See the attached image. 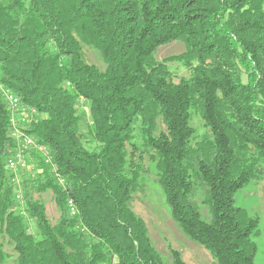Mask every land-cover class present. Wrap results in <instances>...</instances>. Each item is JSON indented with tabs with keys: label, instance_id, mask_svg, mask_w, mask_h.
Segmentation results:
<instances>
[{
	"label": "trees",
	"instance_id": "trees-1",
	"mask_svg": "<svg viewBox=\"0 0 264 264\" xmlns=\"http://www.w3.org/2000/svg\"><path fill=\"white\" fill-rule=\"evenodd\" d=\"M173 42L184 50L157 59ZM0 82L38 111L26 131L53 164L8 167L0 92V231L16 264H186L133 208L152 167L215 264H257L259 218L235 195L264 179V0H0Z\"/></svg>",
	"mask_w": 264,
	"mask_h": 264
},
{
	"label": "rangeland",
	"instance_id": "rangeland-1",
	"mask_svg": "<svg viewBox=\"0 0 264 264\" xmlns=\"http://www.w3.org/2000/svg\"><path fill=\"white\" fill-rule=\"evenodd\" d=\"M184 50V45L180 42L168 43L161 46L156 54L157 59L180 53ZM93 59L94 55L91 54ZM171 68L177 73L187 75L188 71L180 64H171ZM195 123H198L195 120ZM30 162L31 159H27ZM32 163V162H31ZM30 165L26 161L24 169H29ZM156 171L151 168L150 182L145 191L140 192L133 202V208L146 222L150 238L155 248L161 253L166 261H170L172 251L181 253L186 264H215L212 255L207 249L198 243L190 240L180 227L173 220L170 209L165 202L161 188L154 182ZM264 179L259 182H252L235 195V205L243 207L248 212L259 218L260 233L254 237L258 251L255 257L257 264H264ZM50 217H57V210L53 196L50 192L42 195ZM34 226L32 225V230ZM0 244L8 254L6 261L2 264H16L17 257L13 248L7 242L5 234L0 231Z\"/></svg>",
	"mask_w": 264,
	"mask_h": 264
},
{
	"label": "built area",
	"instance_id": "built-area-1",
	"mask_svg": "<svg viewBox=\"0 0 264 264\" xmlns=\"http://www.w3.org/2000/svg\"><path fill=\"white\" fill-rule=\"evenodd\" d=\"M0 92L2 93L5 102L10 110V136L16 143L14 154L8 159V167L17 172L23 169L27 159L33 160L39 158L46 165H53L49 149L47 146L40 144L37 140L26 131L27 125L35 119L39 113L35 108L25 106L20 99L15 97V94H10L9 89L4 87L0 82ZM37 153V156H35ZM34 165H31V169ZM55 170V168H54ZM61 184H65L64 179L58 178ZM19 202L22 201V195L19 193L16 196ZM70 213L76 216L79 212L74 199L68 200Z\"/></svg>",
	"mask_w": 264,
	"mask_h": 264
},
{
	"label": "bare ground",
	"instance_id": "bare-ground-1",
	"mask_svg": "<svg viewBox=\"0 0 264 264\" xmlns=\"http://www.w3.org/2000/svg\"><path fill=\"white\" fill-rule=\"evenodd\" d=\"M9 93H10V94H14V93H12L10 90H9ZM15 97L18 98L16 95H15ZM18 99H19V98H18ZM25 106H26V105H25ZM65 184H66V183H65Z\"/></svg>",
	"mask_w": 264,
	"mask_h": 264
}]
</instances>
